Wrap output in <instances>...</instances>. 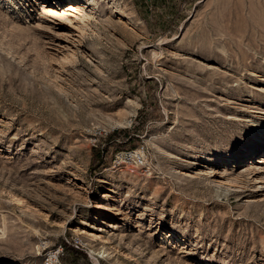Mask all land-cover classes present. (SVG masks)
<instances>
[{
	"label": "rangeland",
	"instance_id": "1",
	"mask_svg": "<svg viewBox=\"0 0 264 264\" xmlns=\"http://www.w3.org/2000/svg\"><path fill=\"white\" fill-rule=\"evenodd\" d=\"M77 1L0 0V264H264V0Z\"/></svg>",
	"mask_w": 264,
	"mask_h": 264
},
{
	"label": "bare ground",
	"instance_id": "2",
	"mask_svg": "<svg viewBox=\"0 0 264 264\" xmlns=\"http://www.w3.org/2000/svg\"><path fill=\"white\" fill-rule=\"evenodd\" d=\"M50 4L51 3H49V7H51V8H48V10H47L49 16L56 17V16L60 15L59 12H61V13L66 14L68 16L67 19H68V22H70V23H72L73 20L76 18L79 19L80 22L81 21L84 22V20L88 19V15L84 11L83 6L77 0H69V3H67L66 5H63V6L60 4H55V5H52V4L50 5ZM59 7H61V8H59ZM70 16H74L75 18H71ZM224 172H225V168L223 167L220 170V177L222 176V174H224Z\"/></svg>",
	"mask_w": 264,
	"mask_h": 264
},
{
	"label": "built area",
	"instance_id": "3",
	"mask_svg": "<svg viewBox=\"0 0 264 264\" xmlns=\"http://www.w3.org/2000/svg\"><path fill=\"white\" fill-rule=\"evenodd\" d=\"M119 155H117L118 157ZM120 158L123 162L126 164L133 166H144L146 163V153L144 146L135 148V149H128L125 151H122L120 153Z\"/></svg>",
	"mask_w": 264,
	"mask_h": 264
}]
</instances>
